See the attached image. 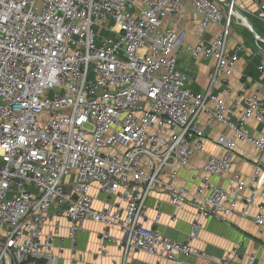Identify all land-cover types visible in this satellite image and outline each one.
Returning <instances> with one entry per match:
<instances>
[{
  "label": "built area",
  "instance_id": "2783aa9c",
  "mask_svg": "<svg viewBox=\"0 0 264 264\" xmlns=\"http://www.w3.org/2000/svg\"><path fill=\"white\" fill-rule=\"evenodd\" d=\"M184 1L200 17L197 37L219 27L210 44L187 46L184 32L164 27L183 20ZM252 3L264 22V0ZM239 13L249 12L236 0H0V264H58L59 218L67 220L73 244L84 221L101 225L102 244L121 248L123 264L135 252L172 264L191 254L213 261L191 249L199 219L236 216L264 227V163H253L247 181L233 175L239 140L264 154V134L246 131L250 119L264 123V102L242 96L244 110L234 122V104L206 102L233 73L236 53L228 54L226 44L230 22H242ZM104 31L114 37H101ZM179 54L215 61L204 95L176 71ZM202 116L232 135L216 139L220 156L189 170L207 141ZM180 171L193 181L197 172L194 192L174 185ZM93 185L107 197L101 208ZM156 190L175 210L196 206L185 242L159 231V207L151 227L144 226L145 203ZM240 258L232 250L217 263ZM256 261L253 253L244 264Z\"/></svg>",
  "mask_w": 264,
  "mask_h": 264
},
{
  "label": "crops",
  "instance_id": "0c3cea01",
  "mask_svg": "<svg viewBox=\"0 0 264 264\" xmlns=\"http://www.w3.org/2000/svg\"><path fill=\"white\" fill-rule=\"evenodd\" d=\"M240 10L246 9L249 13L244 17L253 27L256 35L264 39V22L258 20L254 15L257 9L252 0H236ZM223 13V23L226 21V8L219 6ZM184 18L181 22L174 26H170L164 22V27H171L176 32L185 33V44L193 47L199 40L208 45L216 37L219 32L217 25H210L201 37H197L194 32L196 25L200 20L189 1L183 2ZM237 22V21H236ZM234 20L230 22L229 36L226 44L227 53L232 55L236 53L235 67L232 75L224 85L214 88L212 96L206 99L209 106L213 105L211 100L215 97L225 105H235L234 113L231 120L234 122L236 118L243 112L242 96L257 97L264 102V43L257 41L250 30L244 25H239ZM224 25V24H223ZM215 61L212 58L201 57L192 59L186 54L177 55L176 71L188 79L189 87L199 96L204 95L208 84V75L214 70ZM201 126H203L207 141L203 149L190 159L188 169L201 171L205 162L211 156H220L221 149L216 145V139L219 136L231 137L232 133L223 125L217 122H207L202 116ZM247 133L256 137L264 134V123L258 124L254 119H250L246 125ZM260 160L264 163V154H260L253 146L243 140L236 143V150L233 160V175H237L247 181L252 174V165L255 161ZM196 179H189L187 171H180L178 178L174 181L176 186H186L189 191L194 192L198 185V174ZM203 173H199V178L203 177ZM228 177V175L226 176ZM69 178L64 179L68 182ZM165 179H167L165 177ZM212 183L225 188L226 181L217 177L212 178ZM263 197L260 199V205L264 206V185ZM92 194L96 195V208H101L102 203L107 200L103 194H98L96 185L92 187ZM246 195V192L242 193ZM112 201V200H109ZM157 207L162 213L161 221L157 228L161 233L178 243L186 241V236L190 231V226L196 217V206L187 204L180 210L173 209L166 194L162 190H156L145 203V217L143 224L145 227H151L152 220L156 214ZM61 209L60 207L54 208ZM256 212L257 208H253ZM54 216V212H53ZM174 218L171 219V218ZM53 217L51 223L55 221ZM57 219V218H56ZM60 228L56 244L59 245L56 252L58 264H68L73 260V264H123V251L117 245L104 243L100 238L102 226L84 221L82 229L76 234V241L73 244L67 237V220L59 218ZM200 230L195 239L190 243L192 251L207 254L213 261H207L198 258L194 254L181 257L184 264H218L217 261L222 259L224 255L232 250H236L241 255L238 260H233V264H244L246 255L256 253L257 261L255 264L264 263V250L259 247L264 243V227L257 228L250 220L231 216L227 222L216 219H199ZM115 235L116 232L114 231ZM104 245V246H103ZM126 264H172L158 257L150 256L141 252L129 254L126 258Z\"/></svg>",
  "mask_w": 264,
  "mask_h": 264
},
{
  "label": "water",
  "instance_id": "95a60500",
  "mask_svg": "<svg viewBox=\"0 0 264 264\" xmlns=\"http://www.w3.org/2000/svg\"><path fill=\"white\" fill-rule=\"evenodd\" d=\"M240 14V13H239ZM241 15V14H240ZM242 16V15H241ZM243 17V16H242ZM244 21H245V26L250 30V32L252 33V35L254 36V38L261 42V43H264V39H261L260 37H258L253 29V27L251 26V24L249 23V21H247V19H245L243 17Z\"/></svg>",
  "mask_w": 264,
  "mask_h": 264
},
{
  "label": "rangeland",
  "instance_id": "374dc122",
  "mask_svg": "<svg viewBox=\"0 0 264 264\" xmlns=\"http://www.w3.org/2000/svg\"><path fill=\"white\" fill-rule=\"evenodd\" d=\"M222 11V10H221ZM243 14V17H244V14H246V13H242ZM245 18V17H244ZM246 19V18H245ZM235 22H236V20H235ZM237 23V22H236ZM238 24L239 25H242L240 22H238ZM243 26V25H242ZM244 27H246V26H244ZM101 37H114V36H112V35H110L109 33H107V32H103L102 33V35H101ZM98 41H99V37H97V43H98Z\"/></svg>",
  "mask_w": 264,
  "mask_h": 264
},
{
  "label": "bare ground",
  "instance_id": "6f19581e",
  "mask_svg": "<svg viewBox=\"0 0 264 264\" xmlns=\"http://www.w3.org/2000/svg\"><path fill=\"white\" fill-rule=\"evenodd\" d=\"M235 18L240 19L241 17L237 13H235ZM241 24L245 26V21L243 19H242Z\"/></svg>",
  "mask_w": 264,
  "mask_h": 264
}]
</instances>
